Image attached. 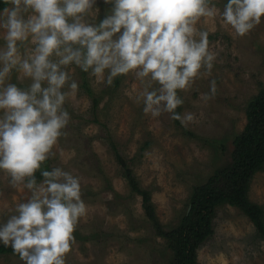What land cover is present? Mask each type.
I'll return each mask as SVG.
<instances>
[{
  "label": "rangeland",
  "instance_id": "374dc122",
  "mask_svg": "<svg viewBox=\"0 0 264 264\" xmlns=\"http://www.w3.org/2000/svg\"><path fill=\"white\" fill-rule=\"evenodd\" d=\"M227 0H212L214 17H201L195 27L208 33V50L214 53L212 68L201 67L193 82L177 95L183 103L175 109L181 119L161 111L153 117L143 112L146 81L135 70L118 75L112 88L99 81L91 69L68 65L69 81L62 89L69 113L67 125L46 159L48 171L61 168L80 181L85 214L78 219L71 250L65 264H170L174 250L158 235L144 213L141 196L132 190L115 158L117 151L127 160L139 186L150 191L155 214L164 230L178 225L189 210L192 188L210 180L231 163L233 140L246 123V108L264 89V17L244 36H238L220 13ZM98 9V11H97ZM111 14V5L98 0L85 14V21L99 24ZM70 19V18H69ZM0 29V48L6 46ZM19 51L26 55L34 45L24 42ZM53 59H56L53 57ZM75 81L73 91L69 84ZM215 82V91H210ZM6 83L27 89L31 79L18 68ZM86 84L97 98L96 116ZM159 88L155 82L148 90ZM207 94L210 98L205 100ZM188 113L191 120L183 119ZM44 178L37 181L40 184ZM246 198L263 210L264 165L250 178ZM32 191L12 182L0 170V224L16 215V206L27 202ZM213 233L196 251V264H264V241L248 217L235 206L219 205L213 216ZM0 264H24L18 254L0 253Z\"/></svg>",
  "mask_w": 264,
  "mask_h": 264
},
{
  "label": "clouds",
  "instance_id": "9594fccd",
  "mask_svg": "<svg viewBox=\"0 0 264 264\" xmlns=\"http://www.w3.org/2000/svg\"><path fill=\"white\" fill-rule=\"evenodd\" d=\"M102 2L111 5V14L91 24L85 14L98 0H0L6 41L0 48V170L32 191L16 206L17 214L0 224V244L10 246L24 264H65L75 225L86 211L78 177L58 167L42 170L40 184L34 176L54 155L70 118L63 108L67 94L62 89L70 79L65 68L91 69L99 81L107 70L109 85L135 70L147 82L137 97L143 99V112L157 117L163 110L174 119H181L175 109L183 103L177 90L186 89L202 66L212 68L208 33L200 31L195 38L197 21L217 14L212 0ZM220 15L244 36L264 17V0H227ZM18 42L34 47L22 55ZM14 68L31 79L26 90L6 83ZM153 82L159 88L149 91ZM69 88L74 93L78 85L72 81ZM192 118L188 113L183 119Z\"/></svg>",
  "mask_w": 264,
  "mask_h": 264
},
{
  "label": "trees",
  "instance_id": "16d2710c",
  "mask_svg": "<svg viewBox=\"0 0 264 264\" xmlns=\"http://www.w3.org/2000/svg\"><path fill=\"white\" fill-rule=\"evenodd\" d=\"M5 5L0 4V9ZM119 78L114 80V86ZM111 84L109 88H112ZM85 90L92 100L93 117L96 116L97 98L86 84ZM116 161L123 169V176L129 187L141 196L146 217L156 233L164 237L174 250L170 264H196V251L212 236L214 211L219 205L229 204L238 207L254 225L260 239L264 241V220L262 208L246 198V189L253 173L264 165V89L249 101L246 108V123L242 132L233 140L231 163L227 168L217 171L213 177L192 188L189 210L183 212L176 227L164 230L159 223L151 201L150 191L142 189L127 160L112 145ZM46 161V160H45ZM44 161V163H45ZM42 162L41 169L35 173L36 182L42 179L41 171L48 170ZM13 253L10 246L0 244V253Z\"/></svg>",
  "mask_w": 264,
  "mask_h": 264
}]
</instances>
